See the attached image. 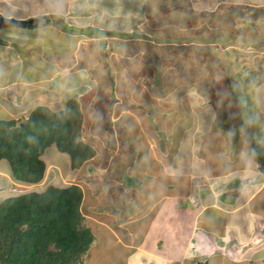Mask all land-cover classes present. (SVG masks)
Returning <instances> with one entry per match:
<instances>
[{"label":"rangeland","instance_id":"rangeland-1","mask_svg":"<svg viewBox=\"0 0 264 264\" xmlns=\"http://www.w3.org/2000/svg\"><path fill=\"white\" fill-rule=\"evenodd\" d=\"M57 1L0 0V15L27 19L30 22H39L41 19L47 24L55 19L57 24L60 22L64 24L60 23L63 27V29L60 27V30L65 31L67 30L65 26H69L66 21L69 22L73 16L71 11L68 14V20L62 19L61 16L57 19L53 13H48L46 16L25 15L29 12L46 11L44 8L46 6L57 8ZM108 1L112 4L111 6H105L95 0L94 3L97 6H92L88 15L92 23L85 20L81 23L83 26H95L96 30L87 34V36L93 34L92 39H87L86 36H82L84 39L67 36L68 40H66L63 34L56 36L50 26H46L45 42L38 38L23 40L27 45L34 47L42 43L50 44L52 38L56 37L57 41L54 44L56 49L63 50L62 41L65 47L69 43L72 51L74 47L87 43V46L83 45L86 48L80 47L81 49L77 50L73 58L66 57L70 55L58 57L59 66L64 63L70 65L69 59H73L71 63L73 61L77 63L65 69V72H58V75L67 73L68 77L64 76L63 80L66 81V86L58 87L57 109L59 111L66 108L64 106L68 104V101L72 104L70 107L77 106L75 109H78L81 117L79 137L94 147L95 154L75 169L70 168L66 161L67 156L58 159L57 164L54 163L55 166L47 164L44 178L32 187L31 185L19 186V182L13 178L16 183H13V186H6L0 178V201L13 193L20 192L17 188H25L29 191L40 190L41 185L46 188L48 184L56 186L78 184L87 195L83 197L84 204H81L84 215L87 209V214H95L96 217L104 220L102 216L104 212L116 213L115 208L105 205L111 201L109 199L111 194L103 196V193L113 192V195L118 196V185H114L113 179L117 178L120 172L124 174L128 170H125L127 166L120 167L116 163H120L121 160L130 163L132 154L137 153L132 151L133 137L126 134V131L130 134L135 133V128L132 130L128 124L130 120H133L131 117L138 119L137 125L139 130L142 129V133H152L156 130L155 133L160 138L156 140L164 147L165 134L163 135L164 131L161 129H164L166 121L161 122L160 114L165 113L171 116L173 113L175 115L180 113L185 117L186 111L201 112L204 115L207 113L208 129H210L208 135L217 134L219 139L215 143L218 147L214 148L222 155L228 154L227 156L230 157V150L233 149L234 158L236 157L237 160L245 155L248 158L247 152L252 146L244 136H241L233 145L230 134L218 129L215 121V107L212 103L213 89H220L225 93L226 105L231 102V105L225 108L228 110L231 107L230 110H233L236 115L240 109L237 99L241 100L244 121L251 132L258 137L261 148L264 150V0H226L209 9L202 5H194L189 0H157L156 3L155 0H107V5ZM135 1L137 5H134ZM48 16H52L50 20L46 18ZM160 20L162 22H159ZM17 28L20 29L17 26L0 28L1 43L6 42L3 40L6 36L5 32L10 30L15 32V36L11 38L13 39L11 45L26 34L24 30H21L22 27L18 31ZM98 28L105 32L98 31ZM70 30L74 32V29L67 31ZM109 31L117 37L134 38L135 40H131L134 43L133 49H126L121 55L118 52V46L113 44V41L118 40L112 37L109 38L111 45L105 49L107 45L105 40L100 39L98 43L96 37L105 34L110 36ZM153 33L161 34L162 47H150L154 44L148 39H154ZM28 40L30 41L27 42ZM127 41L128 39L126 43ZM92 42L95 45L90 47ZM170 42H173L175 46H169ZM38 72L37 70L26 72L25 75L34 78ZM15 119L21 121L26 117ZM169 123H171L170 120ZM187 123L190 121L187 120ZM193 125L195 132L197 128L195 122ZM168 130L169 128L165 133ZM159 143L156 146H159ZM49 156V154L43 155L44 160ZM248 161L254 162L253 166L260 169V162ZM233 175L238 177L242 174L237 172ZM249 175L242 177L247 182L261 180L255 174ZM260 178L264 179V175L261 174ZM131 180L133 182L135 178ZM91 181H97L98 184ZM93 185L97 187L93 195H97L98 202L101 203L99 206L96 205L97 207H92L90 204L92 194L88 186L92 189ZM21 192L24 191L21 190ZM116 202L112 199V203ZM86 223L90 224L87 217ZM93 226L91 231L95 238L93 245L86 253L87 256L85 254L83 257L84 264H90L94 255L99 256H96L97 261L110 260L111 264H123L121 260L124 259V253L128 252V249L115 242V239L102 230L103 227ZM101 252L111 257L101 255ZM111 253L113 255H109Z\"/></svg>","mask_w":264,"mask_h":264},{"label":"crops","instance_id":"crops-1","mask_svg":"<svg viewBox=\"0 0 264 264\" xmlns=\"http://www.w3.org/2000/svg\"><path fill=\"white\" fill-rule=\"evenodd\" d=\"M94 1L58 0L57 8L46 6L44 7L46 11L25 14L26 16H35V14L46 16L48 13H53L57 19L61 16L62 19L68 20V14L72 12V19L70 23L66 21L69 26H65V29H74V32L60 30V27L63 29L64 24L62 22H60L62 25L57 24L55 19L48 24L40 19L39 22L35 21L31 25L22 27L23 29L20 27L26 34L21 36V39L15 40L14 45H11L13 44L11 38L15 36V32L11 30L5 32L6 36L3 40L6 42L4 44L0 42V120L27 118L35 108L40 106L58 111V87H65L64 76L68 77L67 73L58 75V72H65V69L77 63V61L71 63L73 59H69L70 65L64 63L59 66L58 57L70 55L71 57H66L73 58L77 50L81 49L80 47L86 48L83 45L87 46V43L74 47L72 51L69 43L65 47L62 41L63 50L56 49L54 45L57 41L56 37L52 38L50 44L42 43L34 47L27 45L23 40L38 38L45 42L46 26H50L56 36L63 34L66 40L68 37L94 38L93 34L91 36L87 34L94 32L95 26L81 25L84 20L91 21L88 15L92 6H97ZM96 1L105 6L112 5L109 1L107 5V0ZM189 1L209 9L226 0ZM134 5H137L136 1ZM51 17L46 18L50 20ZM20 29L17 28V31ZM97 30L104 31L100 28ZM108 34L110 36L105 34L99 35L100 38L96 37L98 43L100 39L105 40V45L107 43L105 49L111 45L109 39L111 37L117 38L118 41H113V44L118 46V52L121 55L124 50L133 49L134 43L131 40H135L134 38L117 37L111 31ZM153 34L154 39H148L154 44L150 47H162L161 34ZM126 39H128L127 43ZM94 45L92 42L89 46ZM169 46L175 45L170 42ZM169 49L171 50V47ZM36 70L39 72L34 78L25 75L26 72ZM70 86L72 88L73 84ZM159 116L161 122L166 121L164 129L160 127L164 131L163 135L165 134L164 147L158 141L160 138L155 133L156 130L152 133H142V129L139 130L137 125L138 119L131 117L133 120H130L128 124L132 130L135 128V133L130 134L126 131V134L133 137L132 151L137 153L132 154L130 163H126L125 160L116 163L120 167L127 166L125 170H128L124 174L120 172L117 178L113 179L114 185H118V196L113 195V192L103 193V196L111 194L109 198L111 201L105 205L115 208L116 213L106 211L102 215L104 218L102 220L95 214H87L86 209L85 215L90 221L88 225L91 228L94 227L93 225H96V228L103 227L102 230L115 239V242L128 249V252L124 253V259L121 260L123 264H196L198 259H209L210 264H240L241 262L264 264V179L260 178V175L264 173L253 166L254 162L248 161L255 160L249 156L248 159L246 155L237 160L236 157L234 158L233 149L230 150L231 157L227 156L228 154L222 155L219 150H216L214 147L218 145L215 143L219 139L217 134L208 135L210 129H208L207 113L204 115L201 112L186 111L185 117L180 113L177 115L173 113L171 116L162 113ZM187 120L190 123H187ZM194 122L197 127L195 132L192 128ZM167 128L169 130L165 133ZM158 143L159 146H156ZM231 143L234 145V142ZM59 153L56 147L48 148L45 153L50 155L46 159L48 166H55L54 163L57 164L58 159L64 158ZM66 161L70 166L69 158ZM237 172L242 175L238 177L233 175ZM248 174L251 176L255 174L261 180L247 182L242 176ZM0 178L6 186L16 183L6 159L0 160ZM131 178H135V181L132 182ZM91 183L98 184L97 181H91ZM21 185L33 186V184L19 182V186ZM41 187L40 190L45 189L43 185ZM92 187L91 189V186H88L92 194L90 204L92 207L99 206L101 203L98 202L97 195H93L97 187L95 185ZM18 190L20 192L11 195L28 191L25 188H17ZM235 190L239 191L238 194H235ZM112 199L117 202L112 203ZM191 199H194L196 203ZM100 254L105 255L103 252ZM96 256L92 257L90 264L111 262L110 260L97 261Z\"/></svg>","mask_w":264,"mask_h":264},{"label":"trees","instance_id":"trees-1","mask_svg":"<svg viewBox=\"0 0 264 264\" xmlns=\"http://www.w3.org/2000/svg\"><path fill=\"white\" fill-rule=\"evenodd\" d=\"M237 101L240 109L236 115L231 107L226 110L225 106L231 102L226 105L225 93L212 90L216 124L230 134L233 142L241 136L250 142L252 147L247 154L260 162L264 173V150L244 121L241 100ZM70 105L68 101L66 108L59 111L40 106L21 121L0 120V160L8 161L16 181L25 184L42 181L47 168L43 155L50 147H56L62 157L67 156L74 169L95 154L94 147L80 139L81 117L77 106ZM83 197L78 184H48L43 190H30L1 200L0 264H84L83 257L95 237L82 212Z\"/></svg>","mask_w":264,"mask_h":264},{"label":"water","instance_id":"water-1","mask_svg":"<svg viewBox=\"0 0 264 264\" xmlns=\"http://www.w3.org/2000/svg\"><path fill=\"white\" fill-rule=\"evenodd\" d=\"M31 24L32 22L29 20H21L14 17L0 15V28L9 26L25 27ZM196 264H210V261L209 259H198Z\"/></svg>","mask_w":264,"mask_h":264},{"label":"built area","instance_id":"built-area-1","mask_svg":"<svg viewBox=\"0 0 264 264\" xmlns=\"http://www.w3.org/2000/svg\"><path fill=\"white\" fill-rule=\"evenodd\" d=\"M192 202L196 203V201H194V199H191Z\"/></svg>","mask_w":264,"mask_h":264}]
</instances>
